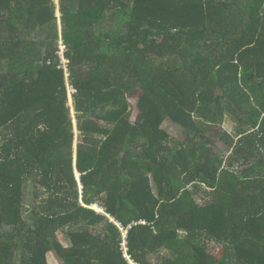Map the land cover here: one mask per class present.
<instances>
[{
	"label": "trees",
	"instance_id": "16d2710c",
	"mask_svg": "<svg viewBox=\"0 0 264 264\" xmlns=\"http://www.w3.org/2000/svg\"><path fill=\"white\" fill-rule=\"evenodd\" d=\"M57 6L0 0V264H264V0Z\"/></svg>",
	"mask_w": 264,
	"mask_h": 264
},
{
	"label": "rangeland",
	"instance_id": "374dc122",
	"mask_svg": "<svg viewBox=\"0 0 264 264\" xmlns=\"http://www.w3.org/2000/svg\"><path fill=\"white\" fill-rule=\"evenodd\" d=\"M56 4H58L57 6V17L59 18L61 16L60 14V10H59V0H55ZM60 30H61V27H60ZM59 48L61 50V53H62V50L64 49L62 43L60 42V45H59ZM70 96H69V102H68V105L70 107V113H71V117H72V120H73V127H74V134H75V140H74V157L76 159V151H77V147H78V144L79 142L81 141V138H80V134H79V131H78V127H77V120H76V113L74 111V104H73V99H72V96H71V89H70ZM134 120V119H133ZM224 129L227 130L228 132H233V130L235 129V123L231 120V119H227L225 121V124H224ZM163 128L170 134L171 138H172V141H181L184 139V134L182 132L181 129H179L178 127H176L175 125H173L171 122L167 121L164 123L163 125ZM77 177H79V174L76 173ZM32 189V188H31ZM30 190V192L33 190ZM32 198V197H31ZM198 200H200V198H198ZM200 202V201H199ZM30 206V204H29ZM92 209L94 210H98V211H101V209L98 207V206H93L91 207ZM29 209V215H31V207H28ZM32 222V220L30 221V223ZM58 237L60 239V241L67 245L66 241H65V238L63 236L62 233H58ZM209 252L217 257H220L221 256V253H222V247H219V246H215L213 243H210L209 245ZM49 264H59V262L56 260V257L54 254H49Z\"/></svg>",
	"mask_w": 264,
	"mask_h": 264
},
{
	"label": "built area",
	"instance_id": "2783aa9c",
	"mask_svg": "<svg viewBox=\"0 0 264 264\" xmlns=\"http://www.w3.org/2000/svg\"><path fill=\"white\" fill-rule=\"evenodd\" d=\"M63 51L64 49L62 50V53H60L61 55V58H62V62L64 63V65H67V61L64 59L63 57ZM65 69H66V72H67V68L65 66ZM117 226L120 228L121 231L124 232V241L122 242L121 246L124 250V255H125V258L128 259V261L130 262V264H136L134 263L132 260H131V256L128 254L129 252V248H128V242H127V238H128V233L129 231L131 230V225L128 226L127 228H124L123 225L121 223H118Z\"/></svg>",
	"mask_w": 264,
	"mask_h": 264
},
{
	"label": "clouds",
	"instance_id": "9594fccd",
	"mask_svg": "<svg viewBox=\"0 0 264 264\" xmlns=\"http://www.w3.org/2000/svg\"><path fill=\"white\" fill-rule=\"evenodd\" d=\"M63 44V43H62ZM64 47V46H63ZM65 48V47H64ZM93 206H98V205H93ZM92 206V207H93ZM99 207V206H98ZM91 208V207H90ZM100 209H101V207H99ZM92 209V208H91ZM94 210V209H93ZM96 212H98V213H102V214H104V211H103V209H101V211H98V210H95ZM110 218V220L116 225V227L119 229V231L121 232V235H122V242L124 241V232L123 231H121L120 230V228L117 226V224L118 223H121V222H118V221H115L114 219H112L111 217H109ZM122 224V223H121ZM123 225V224H122ZM130 226V225H129ZM123 227L124 228H127L125 225H123ZM130 232V231H129ZM129 234V233H128ZM128 239V238H127ZM127 242H128V240H127ZM122 244V243H121ZM122 247V246H121ZM123 249V248H122ZM124 251V250H123Z\"/></svg>",
	"mask_w": 264,
	"mask_h": 264
},
{
	"label": "water",
	"instance_id": "95a60500",
	"mask_svg": "<svg viewBox=\"0 0 264 264\" xmlns=\"http://www.w3.org/2000/svg\"><path fill=\"white\" fill-rule=\"evenodd\" d=\"M64 47H65V45L64 44H62Z\"/></svg>",
	"mask_w": 264,
	"mask_h": 264
}]
</instances>
